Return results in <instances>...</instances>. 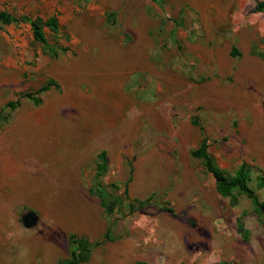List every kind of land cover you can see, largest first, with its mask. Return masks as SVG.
I'll list each match as a JSON object with an SVG mask.
<instances>
[{
    "label": "rangeland",
    "instance_id": "374dc122",
    "mask_svg": "<svg viewBox=\"0 0 264 264\" xmlns=\"http://www.w3.org/2000/svg\"><path fill=\"white\" fill-rule=\"evenodd\" d=\"M259 1L0 0V264H69L72 235L78 264H264V214L193 154L247 163L264 200Z\"/></svg>",
    "mask_w": 264,
    "mask_h": 264
},
{
    "label": "trees",
    "instance_id": "16d2710c",
    "mask_svg": "<svg viewBox=\"0 0 264 264\" xmlns=\"http://www.w3.org/2000/svg\"><path fill=\"white\" fill-rule=\"evenodd\" d=\"M256 9L259 11H264V0H261L257 3ZM21 17H16L11 12H8L6 10L0 11V20L3 23H11L16 22L20 20ZM26 18L29 22H31L34 35L37 40L42 42H47V37L45 34V31L43 29V25L33 21L29 17H23ZM45 25L49 26L51 30L58 32L60 30V24L56 16H52L47 19ZM237 52V50H234V53ZM52 86L58 87V83L54 80H50L47 82V84L43 85L36 94L33 93H27L25 94L27 97L33 99L36 103L41 102V97L39 96L40 93L47 91ZM20 104L19 100L11 101L9 103V107L11 109H15ZM193 154L196 157H200L204 160V165L206 169L211 172L215 178L216 187L220 194L223 196H234L233 192L234 190L239 191L240 193L246 194L249 198L252 199L253 204L255 206V210L260 213L264 214V200H261L256 193L255 189L251 187L250 181L252 180L250 167L247 163H242L236 173L234 175H229L224 168H221L217 166L214 162L213 157L208 151V145L207 142L204 140L203 143L200 145L199 148L195 149ZM99 157L101 161L97 164V171L96 176L97 179L102 176L104 170L106 169L108 157L107 153L105 151L100 152ZM258 185L260 187H264V172L260 173L257 177ZM97 193L99 197L101 198V204L104 206L107 211H110L113 208L114 202L111 200L110 193L108 192L106 187H103L102 184L97 185ZM132 211L135 210V205L131 204ZM169 211H173L171 207H168ZM239 230L247 236V230L245 229V224L242 220V218L239 219ZM109 235L106 234L104 240L108 239ZM104 240H100L97 242V244H101ZM78 240L76 239L75 235L70 236V260L69 264H78L82 260V256L80 254V249L78 248ZM131 264H151L150 262L146 260H136L132 262ZM213 264H231L228 261H219L215 262Z\"/></svg>",
    "mask_w": 264,
    "mask_h": 264
},
{
    "label": "crops",
    "instance_id": "0c3cea01",
    "mask_svg": "<svg viewBox=\"0 0 264 264\" xmlns=\"http://www.w3.org/2000/svg\"><path fill=\"white\" fill-rule=\"evenodd\" d=\"M138 260H140V259H138ZM143 260V259H142ZM136 261V260H135ZM134 262V261H133Z\"/></svg>",
    "mask_w": 264,
    "mask_h": 264
}]
</instances>
